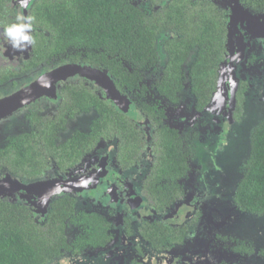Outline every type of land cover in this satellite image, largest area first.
<instances>
[{
    "label": "flooded vegetation",
    "instance_id": "obj_1",
    "mask_svg": "<svg viewBox=\"0 0 264 264\" xmlns=\"http://www.w3.org/2000/svg\"><path fill=\"white\" fill-rule=\"evenodd\" d=\"M169 1L132 0V4L142 10L145 20L152 6L162 12ZM176 1L187 4L185 10L177 12L186 23L179 29L174 26L175 32L160 34L158 61L134 68L125 65L133 82L128 81L132 85L126 84V91L120 95L130 100L138 118L110 104L105 92L85 73L78 72L96 68L67 60L48 31L42 32L33 25L31 34L36 42L23 54L14 52L0 35V100L43 84V92L38 90L31 103L17 108L7 118H0V156L10 154L14 159L11 168L1 166L0 180L9 175L25 186L15 185L9 191L12 196L0 195V200L27 206L37 224L52 228L47 234L59 249L44 264H264V248L226 233L229 223L238 225L242 217L264 219V210L250 209L240 195L244 187L253 189L254 184L260 183L249 185V181L242 180L251 136L264 125V119L250 131L247 156L238 166L239 178L228 191L222 189V196L211 192L220 185V174L232 175L234 170L213 159L226 157L232 161L224 152L212 153L203 145L209 138L208 146L215 148L213 139H222L227 127L240 125L246 107L255 100L252 82L243 75L264 58V40L253 38L247 27L263 30L264 0H205L216 10L202 6V0ZM34 3L24 15L21 0H0V33L8 24L17 22L18 15L30 17ZM233 10L242 14L236 20ZM204 11L214 19L207 21L206 28L216 23L218 15L222 18L224 39L205 43L204 50L193 48V44L189 48L194 28L192 32L183 29L195 26ZM242 17L243 26L236 22ZM240 38L244 45L242 53ZM175 39H181L188 49L181 67L183 74L178 79L167 74L169 60L163 46L164 41ZM250 39L253 50L247 47ZM232 45L241 58L236 68L239 82L235 106L231 114L224 107L227 117L224 110L212 107V100L222 65L230 61L232 68ZM205 52L208 62H203L202 75L206 80L211 76L210 60L219 63L210 100L201 104L191 69ZM59 71L63 74L60 79L56 77ZM51 81L61 84L56 82L52 91ZM81 82L86 85L81 89L95 90L105 102L85 103V108L77 103L78 106L65 109L66 87ZM110 114H115L111 123L118 121L120 126L100 128ZM170 138L179 149L166 143ZM231 139L236 146V138ZM227 148L222 145V150ZM166 153L174 159L166 160ZM61 182L73 193L51 196L43 217L38 197H22L23 188L40 183L57 187ZM245 191L248 193L249 189ZM67 198L72 209L63 218H57L51 204Z\"/></svg>",
    "mask_w": 264,
    "mask_h": 264
},
{
    "label": "trees",
    "instance_id": "obj_2",
    "mask_svg": "<svg viewBox=\"0 0 264 264\" xmlns=\"http://www.w3.org/2000/svg\"><path fill=\"white\" fill-rule=\"evenodd\" d=\"M207 2L202 0L200 3L215 9ZM186 8L187 4L171 0L162 12L154 10L152 6L151 12L146 13L145 20H142V10L132 4V0H36L30 17L35 18V27L40 28L42 32H49L56 44L66 53L67 60L72 63H89L101 72L108 73L117 91L123 93L126 91L124 86L129 84L128 81L133 82L125 65L130 68L145 65L147 62L154 65L158 61L159 53L157 39L162 33L175 32L174 26L176 29L183 27L186 21L177 12ZM207 21L214 22V19L209 18L204 11L195 21V26L183 29L192 32L194 28V36L189 39V48L193 44V48L204 50L207 48L205 43L224 39L225 24L222 18L218 15L216 23L208 28ZM40 36L43 37L42 33ZM163 46L169 60L167 74L169 77L173 74V77L178 79L177 76L183 74L181 67L186 60L188 49L181 44V39L164 41ZM203 62H208L206 52L191 69L198 90L196 96L201 104L210 100L219 63L210 60L211 76L206 80V76L202 75ZM84 87L86 85L83 82L66 87L67 96L63 101L65 109L78 106L77 103H82L80 106L85 108V103L105 102L97 97L95 90L81 89ZM79 97L85 100H77ZM114 115L110 114L105 122L100 124V128H107L110 124L119 127L118 121H110ZM116 116L125 118L123 115ZM125 133L126 131H123L121 134L125 137ZM167 142L171 144L172 149H179L171 138ZM164 147L166 148L165 143ZM165 157L166 160L173 158L168 153ZM13 163L14 159L10 154L0 156V168L4 164L11 168ZM242 181H249V185L251 182H260L254 184L253 189L244 187L240 195H243V200L248 203L250 209L257 212L264 210V125L251 136L250 155L244 167ZM245 189H249V192L246 193ZM72 206L68 198L59 200L51 204L52 213L57 218H63ZM47 230L52 231V228L37 224L27 206L0 200V264H44L59 249L56 242L51 243L53 238L47 234ZM52 245L54 246L50 248Z\"/></svg>",
    "mask_w": 264,
    "mask_h": 264
},
{
    "label": "rangeland",
    "instance_id": "obj_3",
    "mask_svg": "<svg viewBox=\"0 0 264 264\" xmlns=\"http://www.w3.org/2000/svg\"><path fill=\"white\" fill-rule=\"evenodd\" d=\"M241 15H242L241 13L235 12L233 10L234 20H236ZM236 22L243 26L245 24V19L242 17V19H239ZM247 30L249 31L250 34H252L253 38H260L264 40V27H263V30L262 29L256 30L248 26ZM235 32L238 34V27L236 24H235ZM240 41H239V50L241 49V53H242L243 52L242 49L244 46L243 38H240ZM252 42H253L252 39L248 40L247 47L249 48V50H253ZM234 46L235 45H232V47L230 48V54L232 55L231 60H232L233 69L230 67V61L227 62L228 63L227 68L232 73V80L234 84L238 85L239 78L236 73V68L238 66V61L241 58V56L236 55L234 53ZM243 78L250 80L252 82V91L255 94V97H254L255 100H253L252 104L247 106L245 109L246 114L244 116V121L240 125L237 124L232 127L229 126L231 129L227 127L225 131H223L224 133L222 134V139H213V144L216 145L215 148L208 146V143H210L208 142L210 140L209 138H207L208 141L203 144L207 146L209 151H211L212 153L214 151L224 152V154L227 157H229V159L232 162L228 161L226 157H223V158L216 157L213 160L215 161V163H218L222 167H226L228 170H231V171L234 170L232 175L220 174L219 176L220 185H218V188H214L211 192L212 195L214 196H222L223 194L222 189L224 191H228L229 187L232 184H234L236 180H238L239 178L238 166L242 161H244V159L247 156L250 131L257 123H260L261 120L264 119V58H260V62L252 64V66L246 70V73L243 75ZM66 80L67 79H64V81ZM53 82L54 81H52V83L50 82L52 91L53 89H55L56 82L61 84L60 81H56L55 83ZM225 106L227 107V104L223 103L222 101H220L219 103L212 102V107L220 111L224 110ZM225 112L228 117V112L227 111ZM231 136L236 138V141H235L236 146L233 145L234 140L231 139ZM222 145H225V147L228 146V148L225 150H222ZM195 146L197 149V144H195ZM215 156H219V153ZM234 163L237 164V167L235 166ZM55 187H56V184H53L51 186H43V187L39 185V186H35V188L26 187L29 189L28 190H25V188L22 189V193H23L22 197L27 198L33 195L35 197H38L39 204L41 205V208H40L41 216L43 217L46 214L47 206H48L51 196L55 194H64V193L70 192L65 188V184L60 183L56 187L57 192L53 194L50 193V190L51 189L54 190ZM9 191H8L9 196H12ZM23 191H26V192H23ZM70 193H73V191H71ZM240 220L241 222L238 225H234V223H229L230 228L226 229L227 235L236 237L240 241H246L251 245L254 244L258 248H264V219L259 221L257 218L251 217V218H246L245 220H243V217H242L240 218Z\"/></svg>",
    "mask_w": 264,
    "mask_h": 264
},
{
    "label": "water",
    "instance_id": "obj_4",
    "mask_svg": "<svg viewBox=\"0 0 264 264\" xmlns=\"http://www.w3.org/2000/svg\"><path fill=\"white\" fill-rule=\"evenodd\" d=\"M34 1L35 0L24 1L23 3L24 15L28 10V8H30L31 5L34 3ZM227 65L228 63L222 65V69L220 71V76L218 80L217 91L213 96L212 102L219 103L220 101H222L223 103H226L228 112L229 114H231L235 106L237 85L234 84L232 80V73L227 68ZM67 70H69V68H67ZM78 72L85 73L90 80H92L99 88H101L105 92V97L108 99V102L110 104L116 105L118 110L127 114L128 116L132 118H138L137 115L132 114L134 113L133 105L130 103V101L127 98H124L123 96L120 95V93L117 91L114 85L112 77L108 73L101 72L100 70L91 67L86 70L80 69ZM62 76L63 74L61 73V71L56 72V77L58 79L62 78ZM63 79H66V77H64ZM36 86L33 85L32 88H27L24 91H21L10 98L0 100V118H7L17 108H21L24 105H28L29 103H31L33 101L35 93L38 90L43 92L42 89L43 84L39 83ZM52 183H44V184L40 183L39 185L43 187L46 185L48 186ZM17 184L19 186L21 185L22 187H24L21 181L16 180L9 175L5 176L3 180H0V195L9 196L8 191L11 190L13 187L15 188V185ZM61 184H66V183L61 182ZM35 186L36 185H31V188L32 187L35 188ZM28 189L29 188H25V190ZM56 192L57 191H54L53 193Z\"/></svg>",
    "mask_w": 264,
    "mask_h": 264
},
{
    "label": "clouds",
    "instance_id": "obj_5",
    "mask_svg": "<svg viewBox=\"0 0 264 264\" xmlns=\"http://www.w3.org/2000/svg\"><path fill=\"white\" fill-rule=\"evenodd\" d=\"M22 4L24 0H21ZM34 17L17 16V22L10 23L4 27L0 33L10 44L14 52L23 54L27 49L35 44L33 32Z\"/></svg>",
    "mask_w": 264,
    "mask_h": 264
},
{
    "label": "bare ground",
    "instance_id": "obj_6",
    "mask_svg": "<svg viewBox=\"0 0 264 264\" xmlns=\"http://www.w3.org/2000/svg\"><path fill=\"white\" fill-rule=\"evenodd\" d=\"M46 82V81H45Z\"/></svg>",
    "mask_w": 264,
    "mask_h": 264
}]
</instances>
